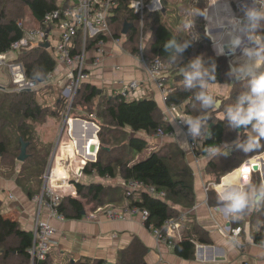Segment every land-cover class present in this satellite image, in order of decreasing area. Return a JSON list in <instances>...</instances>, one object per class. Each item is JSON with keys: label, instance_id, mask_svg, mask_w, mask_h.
<instances>
[{"label": "trees", "instance_id": "trees-1", "mask_svg": "<svg viewBox=\"0 0 264 264\" xmlns=\"http://www.w3.org/2000/svg\"><path fill=\"white\" fill-rule=\"evenodd\" d=\"M3 1L8 3L9 9L3 6ZM131 1H115L116 4L109 18L110 32L114 38H119L122 35L123 25H130L122 40V48L135 54L138 53L142 32L149 30V36L143 48V57L150 61L158 59L166 64L168 66L166 71H168L173 82L170 88H166L168 90L164 97L166 108H182V114L186 120L190 117L199 116L207 118V121L201 123L200 132H204V123H207L210 137L204 136L202 139L200 137L197 141V137L193 139L190 136V143L197 155L205 156L208 147L217 145L219 148H223L210 158L206 171L213 174L215 180L219 181L221 177L238 169L246 161L257 159L262 155L264 153V138L259 141L260 149H253L244 153L242 147L254 138L246 131L255 121L247 126L239 125L233 128L227 116L223 117L228 109H234L238 105L244 108L248 106V100H244L243 104H240V99L245 95H250L249 82L251 77L240 80L230 78L228 66L230 57H219L212 52L211 42L204 32V17L197 16L194 18L193 32L198 35V38L192 40L184 52L176 53L175 47L165 51L164 44L171 38L177 39V43L191 39L188 31L184 28L185 21L189 19L188 9L182 13H174V10L164 13L160 11L145 12L142 16V22H140V16L129 8ZM183 1L185 0H180V3ZM260 4L264 6V2H260ZM23 7L28 12L25 18ZM58 7L59 4L56 0H0V55L8 52L10 45L23 36V31L40 28L46 14ZM192 7L204 9L206 1L195 0L188 5V8L191 9ZM168 13L171 15L167 16ZM18 22H21L22 27L18 26ZM257 34H264V28L257 30ZM89 46L86 47V50ZM248 46L257 47L249 43ZM173 54L178 55L180 59L171 63L169 57ZM16 55L15 61L22 64L26 77L42 84L40 88L31 92L8 93L0 91V118L2 117L0 127L2 125L6 127V123L9 121L6 116H10V110L13 122L16 124L15 134L17 136L13 142L15 144L13 148L11 145L13 138L9 135L4 138L6 132H1L0 129V134H3V138L0 135V167L5 170L8 177L15 178L16 184L26 191L28 198L33 199L34 195L36 197L42 192L41 187L49 160L50 144H45L43 150L36 155L28 153L26 160L20 164L17 174L13 170L15 165L13 168L9 164L11 156L14 157L18 153L20 149L19 140L31 144L30 123H36L40 117L49 114L46 113L48 107L45 105V100L39 102L38 98L45 96L46 99H52L53 104L49 108L51 109L49 116L56 121L62 119L66 102L60 97L59 91L57 92L53 85L46 83L47 75L54 72L57 65L49 50L38 46L24 49ZM197 56L203 57L205 67L213 62L216 64V80L210 82L209 85L227 84L230 87L228 95L221 99L213 95L215 99L220 101L217 109L203 107V102L197 99L201 89L196 81H193L195 86L191 88H186L183 84L184 78L181 69L185 68L191 71L186 66L191 59ZM76 106L81 107V109L83 107L85 111L88 110L86 111L88 113L87 118L76 115L78 118L82 120L86 118L89 123L98 127L95 161L87 162L81 175H96L104 180L120 177L122 183L134 181L143 187L153 188L157 193H162L163 198H154L148 195L144 189L126 195L123 185L117 187L116 185H104L96 182L88 184L78 182L72 183L76 198H62L59 204L53 207L57 214L64 219H80L85 205L100 209L135 207L147 211V219L144 222L147 229L160 228L165 221L182 215L185 223L182 226L184 228L179 240L169 239L174 254L179 258L189 260L194 255L196 243L210 244V237L206 230L196 223L188 224L190 219L188 212L194 206L193 176L182 150L174 143L153 146L146 140L149 137L172 133L171 125L164 120V116L155 101L152 99L128 101L118 95L107 96L93 85L84 83L74 98L72 109ZM86 112L85 114H87ZM217 115H221V119L213 122V118ZM186 126L189 127L187 123ZM138 133H143L146 138L138 136ZM225 144L227 150L224 149ZM29 149L28 145L26 152ZM145 151H147L146 155L142 156ZM126 152L127 156L124 158ZM261 181L258 171L250 172L249 182L257 190L263 189ZM43 195L45 199V193ZM248 210L245 209L242 214H246ZM250 222L257 229L252 234L253 241L257 242L264 231V202L254 207L250 215ZM32 243V233L23 230L15 219L4 215L1 212L0 202V264H32L29 253ZM146 252L147 248L144 245L133 240L120 252L118 264H144L143 258ZM34 264L106 263L98 260H60L54 263L49 253L44 261H36Z\"/></svg>", "mask_w": 264, "mask_h": 264}, {"label": "crops", "instance_id": "crops-1", "mask_svg": "<svg viewBox=\"0 0 264 264\" xmlns=\"http://www.w3.org/2000/svg\"><path fill=\"white\" fill-rule=\"evenodd\" d=\"M205 1L208 22L205 24L207 18L204 17V32L211 42L212 52L216 55L214 44H226L228 42V33L230 31L228 21L233 17H237V15L234 14L231 4L226 0ZM221 23L223 26H221ZM121 44L114 43L110 37H104L99 46L96 44L89 46L85 54V66L90 73V79L87 83L93 85L104 95L111 96L117 95L128 83L136 82L139 84V88L131 91L128 101L143 99L155 101L164 116V120L171 125L172 133L149 137L146 140L153 146L174 143L182 150L193 176L194 206L188 212V218H190L188 224L196 223L206 230L210 237V244L196 243L194 255L191 259L185 260L179 258L174 254L172 246L166 245L154 237L152 230L144 226L139 215L126 214L123 220H110L106 217L107 211H126L124 208L108 207L100 209L87 207L82 211L84 215H81L80 219H60L57 216H53L45 207H40L39 202L35 201V195L33 199L28 198L26 191L16 184L15 178L8 177L5 170L0 167L1 212L15 219L20 227L27 232L32 233L36 220L46 223L53 228L55 234L51 239L50 256L54 260V263L60 260H98L106 264H118L120 262V252L132 243L133 240H137L147 248V252L143 258L144 264H264V246L262 245V242H264V231L261 233L259 241L254 242L252 238V234L257 230L250 222V215L255 206L250 208L246 214L226 215L216 191L217 188L226 184H234L238 187L247 186L250 177H247L246 172L250 173L249 168L248 170L244 169L245 167L242 168V164L236 169L238 170L237 172H234V170L221 177L219 181H216L215 176L206 171V166L213 155L206 154L205 156H199L194 152L190 143V137L186 134L188 128L185 125L182 126L176 123V119L184 115L178 109V117L175 118V114L173 115L171 110L166 108L164 94L156 86L155 81L147 74L142 65L140 55L125 51ZM245 46L251 48L245 40L241 47L235 49L234 54H228L231 58L228 62L231 78H236L237 76H242L243 78L251 77L245 73L253 70L251 66L253 63L250 60L255 61V57L250 58L243 54L242 48ZM98 47L100 52H98ZM224 52L225 55L219 57L228 56L226 55L228 53L227 47L224 48ZM9 57L14 58L15 55H9ZM96 58H98V62L93 63ZM233 69H236V71H233ZM240 69H243V71H240ZM64 70L63 64H57L54 70L57 80L47 83L53 85L57 92L59 91L60 97H62L61 88L63 87L62 83L64 80H59L61 77L59 75L61 73L63 75L65 73ZM163 82L165 83V86H163L166 88H170L173 85L169 73L164 76ZM207 90L210 94L221 99L228 95L230 87L227 84H212L208 85ZM0 91L6 92V88L0 85ZM40 98L42 101L45 100V105L48 108L52 107L53 102L51 98L46 99L45 96H41ZM79 113L77 115L84 116ZM73 115L70 113V117ZM82 122L87 123L84 120ZM76 124L85 125L83 123L68 124L66 130V134L69 137L72 135L75 137L76 147H73L71 143L65 142L62 143L61 147L57 148L55 144L51 155L52 158L53 152L56 150L57 158L58 156L65 158L68 166V178L72 177L74 173L70 169L65 150L63 151L62 147L73 149L72 157L85 159V157L78 153V145L81 143L79 139H86L87 136L91 135L88 132L79 133ZM0 129L1 132H4L5 127L2 125ZM246 133L252 137L258 135L252 130V125ZM138 136L146 138L143 133H138ZM202 137L204 136L202 135ZM50 139L44 144H50ZM90 141H87L83 148L86 155L88 154V147L91 144ZM184 141H187L190 147L183 146L181 143ZM87 160L85 159V161ZM249 163H252V166L258 164L259 169L264 171L263 156L260 155L259 158L252 159ZM18 164L15 165L14 170L16 172L20 169V163L18 162ZM245 170L247 171L245 172ZM53 174L54 170H51V175ZM259 174L264 188V179L260 172ZM85 180L86 184L96 182L106 183L104 185H116L117 187H122L123 185L120 177L104 180L91 175L85 178ZM51 185L53 189H58L54 184ZM65 186L64 190L68 189L70 191L69 186L72 185L65 183ZM59 191H62V189ZM72 194H75L74 187ZM72 194L70 197L76 198V195L72 196ZM236 222L239 223L236 224ZM237 227L240 228V232L237 236H234L231 230ZM183 228L180 229L178 234L173 236L174 241L179 240Z\"/></svg>", "mask_w": 264, "mask_h": 264}, {"label": "built area", "instance_id": "built-area-1", "mask_svg": "<svg viewBox=\"0 0 264 264\" xmlns=\"http://www.w3.org/2000/svg\"><path fill=\"white\" fill-rule=\"evenodd\" d=\"M59 1V8L46 14L40 28L23 31V36L10 45L8 52L0 55V66L7 72L9 84H12V92L21 93L34 91L42 83L28 79L25 75L22 64L15 61V57L10 58L9 55L17 56L16 53L24 49L35 48L47 43L48 47L46 49L52 53L56 63L63 64L65 67V73L59 75L61 76L59 80H64L62 83L63 87L61 88V96L65 99L66 105H68L67 112L64 115H68L69 118L72 110L71 103L79 91L80 86L87 83L90 79V73L85 66L86 47L92 45L93 42L99 46L104 37H110L113 42L121 44V40L124 36L121 35L119 38H113L109 29V18L112 15V9L116 4V0H72L71 4L69 3V0ZM226 1L231 4L233 11L237 10V18L243 17L244 8L252 5V0ZM129 8L140 16V22H142V16L145 12L153 13L162 10L159 5V0H132L129 4ZM52 23H55L56 28L52 26ZM18 26L22 27L21 22H18ZM78 36L80 37L77 38ZM50 39L52 43L49 42ZM76 39H78V41H76ZM140 41V49H142L145 44L143 34L141 35ZM98 52H100L99 47ZM138 54L140 55L142 65L147 74L155 81L156 86L161 89L165 97V94L168 92V90L163 88L162 85L164 79L163 74L166 71L165 67L158 59H153L149 62L143 58L141 52H138ZM97 62L98 58H96L93 63ZM56 76L55 72L47 75L46 83L55 82L57 80ZM138 88V83L130 82L125 85L117 95L124 100H129L128 97L131 91L137 90ZM169 109L173 115L175 114V118L178 117L177 112L179 110L182 114V108L180 107H172ZM69 119L70 121L73 120L72 117ZM184 121L186 120L181 118L176 119L178 125L186 126V122ZM186 134L190 137L188 130H186ZM210 150L211 147L207 148V155H211ZM91 159L95 160V156L91 157ZM251 164V167L249 168L252 169ZM77 174L81 177L80 170L77 173H74L73 177ZM50 175L51 172L49 174L48 183H50ZM138 188L139 186L137 183L131 181L123 183V189L125 190L126 195L144 189L148 195L154 198H163V194L157 193L153 188ZM44 193L46 195L45 199L43 195ZM60 199H62V197L57 195L50 184L42 190L39 196L35 197V201L39 202L40 207H45L53 216H57L61 219L62 216L58 215L53 208L59 204ZM126 214L140 215L142 220H145L148 215L146 210H140L133 207L128 208L126 211L106 212V217L110 220H123ZM184 223L185 219L180 215L175 219L165 221L160 228H152L151 230L158 241L170 245L171 243L169 239L179 233ZM231 232L234 236H237L240 232V228L237 227L234 230H231ZM54 234L55 231L53 228L46 223L36 220L32 231L33 248L29 252L32 264L36 261L41 262L45 260L46 256L50 253L51 239ZM262 245L264 246V242H262Z\"/></svg>", "mask_w": 264, "mask_h": 264}, {"label": "clouds", "instance_id": "clouds-1", "mask_svg": "<svg viewBox=\"0 0 264 264\" xmlns=\"http://www.w3.org/2000/svg\"><path fill=\"white\" fill-rule=\"evenodd\" d=\"M188 16L189 19L185 21L184 28L188 31L191 39H186L177 43V39L171 38L164 44L165 51H168L171 47H175L176 53H182L190 46L192 40L198 38V35L193 32L194 18L197 16L207 18V11L205 9L192 7L188 11ZM228 24L230 26L228 42L226 44H214L216 56L225 55V47L228 48L227 54H234L235 49L241 47L245 40L249 44L257 46L253 48L245 46L242 48L244 55L250 58L255 57V62L252 65L253 70L245 73L251 76L249 82L250 95H245L240 99V104H243L244 100H248L249 104L246 108L238 105L234 109H228L226 113L223 114V117H225V115L227 116L233 128L239 125L247 126L255 121V123H252V130L258 135L252 138L246 146H242L244 153H248L253 149H260L261 144L259 141L261 138H264V34H257V30L264 28V6H262L258 0H252V5L244 8L243 17H233L228 21ZM221 26H223L222 23ZM179 59L180 57L176 54L169 57L171 63ZM186 67L190 68L191 71L185 68L181 69L184 78V86L186 88L194 87L193 81H196L201 89L197 95V99L203 102V107L217 108L220 102L207 91L209 83L216 80V64L213 62L208 67H205L203 57L197 56L191 59ZM233 71H236V69H233ZM240 71H243V69H240ZM235 79L240 80L243 79V77L237 76ZM204 121H207V118L204 116L196 118L190 117L184 121L189 125L188 133L193 139L200 136V126ZM87 124H91L95 127L93 123H86V125ZM203 136L210 137L207 123H204ZM181 144L185 147H190L187 141ZM224 149L227 150L226 144L224 145ZM220 151L221 149L216 145L211 147L210 154L214 155ZM85 163L83 165H85ZM83 165L82 167H84ZM216 191L226 215L242 213L245 209H250L264 202V189L257 190L250 182L245 187H238L234 184L222 185L217 188Z\"/></svg>", "mask_w": 264, "mask_h": 264}, {"label": "rangeland", "instance_id": "rangeland-1", "mask_svg": "<svg viewBox=\"0 0 264 264\" xmlns=\"http://www.w3.org/2000/svg\"><path fill=\"white\" fill-rule=\"evenodd\" d=\"M260 1L261 2H264V0H258L259 3H260ZM191 2H195V0H185V1L181 2V3H180V0H159V5L162 8V10H160V12L164 13V12H167V11L174 10L175 11L174 13H177V12L182 13L183 11H185L187 9L189 11L190 8H188V5ZM69 3L71 4L72 3V0H69ZM3 6L4 7H7V9H9L8 8L9 5H8V3H5V1H3ZM59 6H60V4H59ZM185 6H187V7H185ZM206 8H207V6L204 7L205 10H206ZM22 10L24 12V18H25L26 17L25 15L28 14V12H27V10H26L25 7H23ZM233 12H234L235 15H237V10L236 11H233ZM166 15L167 16L168 15L170 16L171 14L168 13ZM209 17H210V15H209ZM207 22H208V16H207V19L205 20V24H207ZM52 26L54 28H56L55 27V23H52ZM142 34H143L144 42H145L146 39H147V36H149V30H146L144 33L142 32ZM49 42L52 43L51 39H50ZM140 45H141V41H140ZM138 49H139V47H138ZM230 59H229V61H230ZM250 61L253 64L255 62L254 60H250ZM228 66H229V70H230V65L228 64ZM167 74H168V71H165L164 74H163V78ZM229 76H230V74H229ZM230 78H231V76H230ZM232 79H235V77H233ZM0 85L4 86L6 88V92H8V93H11L12 92L11 91L12 84H9V81H8V78H7V72L1 66H0ZM162 85L165 86V83L162 82ZM164 86H163V88L166 89V87H164ZM57 89L59 90V87L58 86H57ZM38 101L39 102H42V99L39 98ZM72 105H73V102L71 103V108H72ZM67 108H68V105H66L65 111L63 112L62 119L60 121H56V120H53L52 118H50L51 116H49V114L51 112V109L48 108V110L46 112V113H49L48 115L46 114V115L40 117V119L36 123H30L31 132H32V134H31L32 135V140L30 142L31 144H28L27 143V146L25 148V152L27 151L28 145H29L30 149H29L28 152H26V155H28V153H32L34 155L38 154L39 151L43 150V147L45 146L44 143H47V140L49 138H51L50 139V142H51L50 143V147L48 146L49 147V151H50V153H49L50 155H49V160H48L47 167H46L45 174H44V178H43V184H44V181L46 180L45 178H46V175H47V170L49 168V164H50L49 161H50V158H51V155H52V150H53L54 145L56 144V147L59 148V147L62 146V143H65L66 142V143H71L73 145V147L74 146L76 147L75 137L73 135H72L73 137L72 136L69 137L66 134V130H67L68 124H66L64 126L63 132L61 130L62 129V126H63V120L65 118V115L64 114L67 112ZM217 108H215V109H217ZM80 111H82V112L79 113ZM84 111L85 110L83 109V107H82V109L79 106L74 107L72 109V111H71V113L74 114L72 116V119L73 120H82L81 118H78V116H76V115H77V113H79L80 115L83 114L84 116L88 115V113L86 112L88 110L85 111L87 114H85ZM9 113H10V116H6L9 121L6 123L7 129L5 127L4 132H6V134H5L4 138L5 137H8L7 135H9L11 138H13V140L11 142V145L14 148L13 145H15V144H13V142L15 141V138L17 137L16 134H15V125L16 124L13 122L12 113H11L10 110H9ZM0 116H1V111H0ZM86 118H87V116H86ZM86 118L84 119V121L87 122V123H89V121H87ZM181 119H185L186 120L185 116H181ZM217 119H221V115L215 116L213 118V122L215 120H217ZM0 123H2V117L0 118ZM76 127L79 129V133L88 132V133L91 134V135L87 136L86 139H84V138L79 139L81 143H79V145H78V153H80L83 157H85V159H88L89 158L88 157L89 155L88 154L87 155L85 154V150H83V148H84L86 142L87 141H90V139L93 137V133L95 132V130H94V128L92 126L86 125V124L85 125H81V124L78 125V124H76ZM95 127L98 129L97 125H95ZM187 128H189V127H187ZM203 134H204V132H200V136H202ZM0 135L3 138V134H0ZM200 136H197V141H198V138H200ZM95 138H96L95 139L96 143H98L97 135H96ZM82 140H83V142H82ZM63 145H65V144H63ZM62 149H63V151L65 150L68 164L71 167L70 169L73 171V173H77L79 171V169L82 167V165L84 164V162H86L85 159H82V158L81 159H77L75 157H72L73 149H71V148H70L71 150L69 148H67V147H64V148L62 147ZM149 150H151V149H149ZM146 152L147 151H145L142 156H145L146 155ZM19 154H20V149H19L18 153H16V156H14V157L11 156L12 158L10 159L9 164L13 168H14V165H19L18 164V161H17V157L19 156ZM126 156H127V152L124 154L123 157L125 158ZM73 158H75V160L72 161ZM20 164H22V163H20ZM54 164H55V166H54ZM242 168H244V167H242ZM67 169H68V166L66 164L65 158L63 156L61 158L59 156H58V158L56 157L55 163L53 162L52 163V166H51V170H54V174L53 175H50V183L49 184L50 185L51 184H54V186H56L58 182L63 181L64 186L63 187H58V189H62V191H63L62 193H69L70 192V191H68V189L67 190H64V188H66L65 183L68 185V183L65 182L68 179V176H67V173H68L67 171L68 170ZM244 169H247L248 170V167L246 166ZM250 169L251 168H249V171H251ZM247 170H245V172ZM14 172H15V174H17L19 171L16 172L14 170ZM246 173H247V177L249 178L250 177V173H248V172H246ZM94 176H96V175H94ZM87 177L88 176H86V175H84V177H83V175H81V177H80L77 174V175L74 176V178L76 179V182H74V183H78V182L85 183L86 182L85 178H87ZM47 181L49 182V176L47 177ZM43 184H42V186H43ZM104 184H106V183H104ZM72 186H73V184H72ZM51 187H52V185H51ZM73 195L75 196L76 194H72V196ZM83 202L85 203L84 200H83ZM87 207H91V205H85L84 206V208H87ZM164 244H166V243H164ZM166 245H168V244H166ZM169 246H171V244ZM11 263H13V262H11Z\"/></svg>", "mask_w": 264, "mask_h": 264}, {"label": "water", "instance_id": "water-1", "mask_svg": "<svg viewBox=\"0 0 264 264\" xmlns=\"http://www.w3.org/2000/svg\"><path fill=\"white\" fill-rule=\"evenodd\" d=\"M129 27H130V25H128V24H124V25H123V28H122V31H121L122 36H125V35H126L127 30H128ZM42 47L47 48V47H48V44H47V43H44V44L42 45ZM219 102H220V101H219ZM219 105H220V103H219ZM219 105H218V106H219ZM71 122H72V123H71ZM74 123H83V124H84V122H82V121H75V120L70 121V119L68 118V115L65 116V118H64V120H63V124H64V125H66V124H72V125H74ZM87 125L92 126V127L94 128L95 132H94V134H93V137L91 138V141H90L91 144H90L89 147H88V155H89L90 158H88V160L86 161V163H87V162H92L93 159H91V157H94L95 154H96V151H97V143H96V141H95V139H96L95 137H96V134H97V132H98V129L95 128L93 125H91V124H87ZM62 132H63V131H62ZM19 141H20V143H21V147H20V154H19V156L17 157V161H18L19 163H23V162L26 160V158H27V155H26V152H25V148H26V146H27V143H23L21 140H19ZM261 156L264 157V153H263ZM55 157H56V150L53 152V157L51 158V161H50V164H49V168H48V170H47L46 180L44 181V184H43V190H44L46 187L49 186V183H48V181H47V177L49 176V174H50V172H51V166H52V163L54 162ZM86 163H85V164H86ZM83 166H84V165H83ZM246 166H247L248 168H249V166H250V163H249L248 161H246V162L242 165V167H246ZM82 169H83V167H81L80 172H82ZM250 170H251V171H258V172H260L262 178L264 179V171H262L261 169H259V165H258V164L253 165V166H252V169H250ZM237 171H238V170H235L234 172H237ZM65 182H66V181H65ZM74 182H76V179H75L73 176L67 179V183L70 184V185H72V183H74ZM63 186H64L63 181L58 182L57 185H56V187H63ZM69 189H70V192H69V193H62V191H59L60 189H54V191L57 193V195L61 196L62 198H65V197H70L71 194L73 193V186H69ZM81 215H84V212H81Z\"/></svg>", "mask_w": 264, "mask_h": 264}, {"label": "bare ground", "instance_id": "bare-ground-1", "mask_svg": "<svg viewBox=\"0 0 264 264\" xmlns=\"http://www.w3.org/2000/svg\"><path fill=\"white\" fill-rule=\"evenodd\" d=\"M57 2H58V4H60V1L59 0H56ZM59 8V7H58ZM57 8V9H58ZM56 9V10H57ZM44 19V18H43ZM43 21V20H42ZM80 37V36H79ZM143 48H144V45H143V47H142V49H140V46H139V49H138V52H141V54H142V56H143ZM144 58V57H143ZM144 59H146V58H144ZM147 61H149L150 62V60H148V59H146ZM162 63V62H161ZM163 64V63H162ZM163 66L165 67V69H167L168 68V66L166 65V64H163ZM64 124H63V126H62V131H63V129H64ZM20 142V141H19ZM20 147H21V143H20ZM131 182H134V181H131ZM134 183H137V182H134ZM138 184V186H139V188H142L143 186L142 185H140L139 183H137ZM138 188V189H139ZM125 210H128V208H126ZM109 211H115V210H109ZM109 211H107V212H109ZM140 216V215H139ZM141 217V216H140ZM146 219H147V217H146ZM145 219V220H146ZM142 220V219H141ZM145 220H142V222H143V224H144V222H145ZM32 248H33V243H32ZM32 248L29 250V252L32 250Z\"/></svg>", "mask_w": 264, "mask_h": 264}, {"label": "flooded vegetation", "instance_id": "flooded-vegetation-1", "mask_svg": "<svg viewBox=\"0 0 264 264\" xmlns=\"http://www.w3.org/2000/svg\"><path fill=\"white\" fill-rule=\"evenodd\" d=\"M261 2V1H260Z\"/></svg>", "mask_w": 264, "mask_h": 264}]
</instances>
